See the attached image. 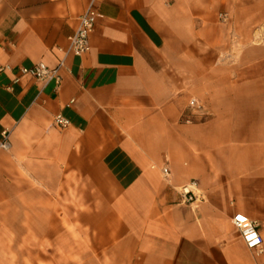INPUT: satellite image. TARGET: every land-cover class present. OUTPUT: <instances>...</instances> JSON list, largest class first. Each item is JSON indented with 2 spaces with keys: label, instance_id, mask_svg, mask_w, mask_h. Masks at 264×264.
Returning a JSON list of instances; mask_svg holds the SVG:
<instances>
[{
  "label": "crops",
  "instance_id": "obj_1",
  "mask_svg": "<svg viewBox=\"0 0 264 264\" xmlns=\"http://www.w3.org/2000/svg\"><path fill=\"white\" fill-rule=\"evenodd\" d=\"M88 9L101 17L76 57ZM40 63L58 84L22 73ZM238 213L264 237V0H0V234L16 264H264Z\"/></svg>",
  "mask_w": 264,
  "mask_h": 264
},
{
  "label": "built area",
  "instance_id": "obj_2",
  "mask_svg": "<svg viewBox=\"0 0 264 264\" xmlns=\"http://www.w3.org/2000/svg\"><path fill=\"white\" fill-rule=\"evenodd\" d=\"M101 15L95 10L88 9L85 14L78 18V24L72 35L68 37L69 49L76 57H81L89 51V35ZM23 74H28L36 80L47 82L55 80L59 83V77L56 69H49L43 64L34 65L30 69H22ZM189 107L198 108L194 100H190ZM54 125L60 129H64L69 125V122L57 115L54 118ZM4 137L6 135L4 134ZM2 147H6L7 143H1ZM162 172L165 176L168 175L167 169L163 168ZM179 195L184 203L193 204L200 198L195 189V184L183 186L179 189ZM234 229L238 232L246 247L254 251L257 255L264 253V237L260 234L258 225L249 220L245 215L235 214L231 218Z\"/></svg>",
  "mask_w": 264,
  "mask_h": 264
},
{
  "label": "rangeland",
  "instance_id": "obj_3",
  "mask_svg": "<svg viewBox=\"0 0 264 264\" xmlns=\"http://www.w3.org/2000/svg\"><path fill=\"white\" fill-rule=\"evenodd\" d=\"M3 235L0 234V264H16L18 262L17 259L13 258V250L12 249H6L5 246H11L12 243H6L5 239L6 237H4L3 239ZM4 242L6 244H4ZM23 261H27V260H21Z\"/></svg>",
  "mask_w": 264,
  "mask_h": 264
}]
</instances>
